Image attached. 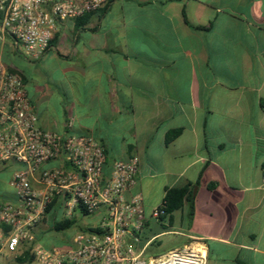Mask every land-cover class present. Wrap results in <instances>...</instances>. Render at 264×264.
<instances>
[{"label": "crops", "instance_id": "obj_1", "mask_svg": "<svg viewBox=\"0 0 264 264\" xmlns=\"http://www.w3.org/2000/svg\"><path fill=\"white\" fill-rule=\"evenodd\" d=\"M0 60L20 77L40 129L92 137L105 173L136 156L125 197L140 196L144 251L175 225L181 247H203L205 264H264V0H106L58 22L37 60L0 33ZM18 169L0 166V205H18L9 185ZM185 185L192 218L183 206L161 231L151 211L166 188ZM63 200L34 227L43 247L69 242L47 219ZM7 234L0 222V264H33L27 245L6 250Z\"/></svg>", "mask_w": 264, "mask_h": 264}, {"label": "built area", "instance_id": "obj_2", "mask_svg": "<svg viewBox=\"0 0 264 264\" xmlns=\"http://www.w3.org/2000/svg\"><path fill=\"white\" fill-rule=\"evenodd\" d=\"M106 0H0V33L9 36L22 55L37 60L48 49L58 22L75 20L102 8ZM19 169L9 185L18 205H0V222L8 227L5 248L28 246L33 264H205L201 245L169 250L143 259L137 234L145 217L136 184L137 158L114 161L107 173L102 146L88 135L53 134L36 125L20 77L0 60V166ZM49 163L54 165L48 166ZM40 184L35 189L31 182ZM61 196L64 219L76 208L102 212L95 231L79 232L68 244L43 247L34 227L47 206ZM159 214L154 208L150 217Z\"/></svg>", "mask_w": 264, "mask_h": 264}, {"label": "trees", "instance_id": "obj_3", "mask_svg": "<svg viewBox=\"0 0 264 264\" xmlns=\"http://www.w3.org/2000/svg\"><path fill=\"white\" fill-rule=\"evenodd\" d=\"M86 16V15H85ZM84 17V16H83ZM80 19V18H79ZM77 20V19H76ZM191 185H185L180 188H166L164 191V196L157 206L159 214L156 217H151L152 221L161 229V231H166L170 227L172 213L174 211L180 210L183 206H186V219L190 220L193 216V193ZM55 199L47 206L46 213L51 209ZM81 210V209H80ZM81 215H87L83 210H81ZM73 224L72 218L54 220L52 222V230L55 232L63 231L69 228ZM147 225L145 224V227ZM87 231H95L94 228H88ZM139 238V245H143L150 238L148 231L144 228L137 234Z\"/></svg>", "mask_w": 264, "mask_h": 264}, {"label": "rangeland", "instance_id": "obj_4", "mask_svg": "<svg viewBox=\"0 0 264 264\" xmlns=\"http://www.w3.org/2000/svg\"><path fill=\"white\" fill-rule=\"evenodd\" d=\"M59 213H62V208L58 202L47 216L49 223H52L53 218L58 217ZM101 214L102 212L98 211L93 214L81 215L78 211H75L71 217L73 219V224L59 233L53 232V235L56 239L60 236L63 238V242H67L75 234L84 232L87 228L95 226L98 223ZM172 229L174 232L163 233L156 237L155 243H157V245L148 247L142 255L143 259L155 257L169 250L181 248V245L184 243V238L179 234V228L174 225ZM53 245H59L58 241L53 242Z\"/></svg>", "mask_w": 264, "mask_h": 264}, {"label": "water", "instance_id": "obj_5", "mask_svg": "<svg viewBox=\"0 0 264 264\" xmlns=\"http://www.w3.org/2000/svg\"><path fill=\"white\" fill-rule=\"evenodd\" d=\"M192 192H194V188H193Z\"/></svg>", "mask_w": 264, "mask_h": 264}]
</instances>
